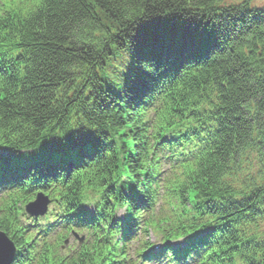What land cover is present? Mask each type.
<instances>
[{
	"label": "trees",
	"instance_id": "16d2710c",
	"mask_svg": "<svg viewBox=\"0 0 264 264\" xmlns=\"http://www.w3.org/2000/svg\"><path fill=\"white\" fill-rule=\"evenodd\" d=\"M0 161L15 264H126V237L159 197L144 233L186 246L162 256L264 264V8L0 0ZM37 190L56 224L90 230L91 244L67 257L20 226L18 205Z\"/></svg>",
	"mask_w": 264,
	"mask_h": 264
},
{
	"label": "snow or ice",
	"instance_id": "6c2138e0",
	"mask_svg": "<svg viewBox=\"0 0 264 264\" xmlns=\"http://www.w3.org/2000/svg\"><path fill=\"white\" fill-rule=\"evenodd\" d=\"M232 4H242L244 3V0H231ZM259 6L264 8V0H259ZM66 150H74L71 146H66ZM3 162L0 161V166H2ZM39 195V194H38ZM126 196L129 199H135V193H127ZM35 206L38 210H40V201H35ZM90 210L88 208L81 209V212L88 213ZM0 251H5V242L3 240H0Z\"/></svg>",
	"mask_w": 264,
	"mask_h": 264
}]
</instances>
